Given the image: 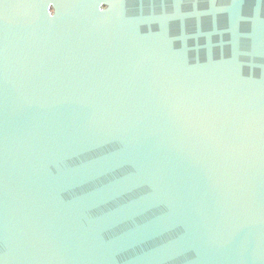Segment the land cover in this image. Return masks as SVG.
<instances>
[{
    "label": "water",
    "instance_id": "1",
    "mask_svg": "<svg viewBox=\"0 0 264 264\" xmlns=\"http://www.w3.org/2000/svg\"><path fill=\"white\" fill-rule=\"evenodd\" d=\"M0 264H264V0H0Z\"/></svg>",
    "mask_w": 264,
    "mask_h": 264
}]
</instances>
